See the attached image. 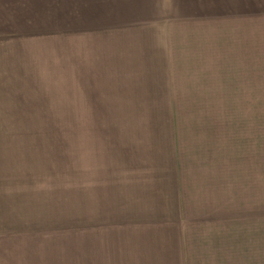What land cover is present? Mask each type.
I'll return each instance as SVG.
<instances>
[{
	"label": "rangeland",
	"instance_id": "1",
	"mask_svg": "<svg viewBox=\"0 0 264 264\" xmlns=\"http://www.w3.org/2000/svg\"><path fill=\"white\" fill-rule=\"evenodd\" d=\"M182 3L0 0V122L47 136L75 181L54 264H264V111L172 104L162 26Z\"/></svg>",
	"mask_w": 264,
	"mask_h": 264
},
{
	"label": "crops",
	"instance_id": "2",
	"mask_svg": "<svg viewBox=\"0 0 264 264\" xmlns=\"http://www.w3.org/2000/svg\"><path fill=\"white\" fill-rule=\"evenodd\" d=\"M181 6L179 18L162 26L168 58L167 74L159 77L175 81L172 104L229 95L226 108L244 112L249 122L251 112L264 111V0H183ZM40 93L33 98L45 105ZM28 97L18 96L14 112L25 111ZM22 123L0 122V264H54L62 256V224L77 222L75 181L58 151L43 145L47 136L14 134V127L28 126ZM65 232L72 259L73 230Z\"/></svg>",
	"mask_w": 264,
	"mask_h": 264
}]
</instances>
